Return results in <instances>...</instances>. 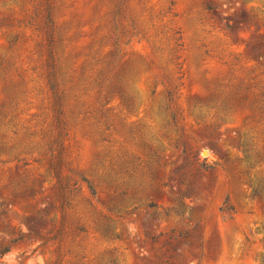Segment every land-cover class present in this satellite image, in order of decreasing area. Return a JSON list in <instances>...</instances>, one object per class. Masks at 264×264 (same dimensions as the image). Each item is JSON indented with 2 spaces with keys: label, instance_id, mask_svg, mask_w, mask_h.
<instances>
[{
  "label": "rangeland",
  "instance_id": "1",
  "mask_svg": "<svg viewBox=\"0 0 264 264\" xmlns=\"http://www.w3.org/2000/svg\"><path fill=\"white\" fill-rule=\"evenodd\" d=\"M263 108L264 0H0V264H260Z\"/></svg>",
  "mask_w": 264,
  "mask_h": 264
},
{
  "label": "trees",
  "instance_id": "2",
  "mask_svg": "<svg viewBox=\"0 0 264 264\" xmlns=\"http://www.w3.org/2000/svg\"><path fill=\"white\" fill-rule=\"evenodd\" d=\"M263 112H264V108H263ZM89 188H90L91 192L93 194H95L91 184H89ZM220 210H222L223 212H230V211H233V207L230 204H226ZM172 211H174L173 208H168V209L165 210V214L169 215ZM179 236H180V234H179ZM15 240L16 239H12V240L7 241L6 243H4V242L0 243V256L4 255L5 253H7V252H9L11 250V245H12L13 242H15ZM260 264H264V259H262Z\"/></svg>",
  "mask_w": 264,
  "mask_h": 264
}]
</instances>
